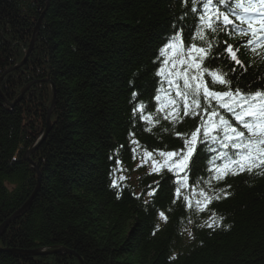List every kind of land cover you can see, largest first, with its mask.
I'll use <instances>...</instances> for the list:
<instances>
[{
    "label": "trees",
    "instance_id": "trees-1",
    "mask_svg": "<svg viewBox=\"0 0 264 264\" xmlns=\"http://www.w3.org/2000/svg\"><path fill=\"white\" fill-rule=\"evenodd\" d=\"M191 7V0H0V264H264V175L214 183L221 199L197 212L175 198L172 174L138 167L145 148H183L173 131L190 134L200 121L184 118L173 130L161 118L149 132L133 115L137 102L152 110L158 53L173 23H196ZM183 36L187 45L188 28ZM246 39L218 36L239 47L243 68L233 73L226 58L205 65L227 73L233 89L255 92L264 89V60L242 46ZM200 147L190 185L209 176ZM117 159L123 171L114 173ZM213 214L221 226L201 227Z\"/></svg>",
    "mask_w": 264,
    "mask_h": 264
},
{
    "label": "snow or ice",
    "instance_id": "snow-or-ice-1",
    "mask_svg": "<svg viewBox=\"0 0 264 264\" xmlns=\"http://www.w3.org/2000/svg\"><path fill=\"white\" fill-rule=\"evenodd\" d=\"M181 3L187 5L189 0H181ZM191 3L189 11L196 14V23L192 26L173 23L172 31L165 37L166 42L158 53L160 63L156 76L159 81L152 110L146 112L147 105L137 102L133 115L139 113L149 132L160 124L161 118L174 130L184 118L200 117L190 134L173 131V135L182 139L183 148L175 151H148L145 148L138 167L150 163V175H159L163 171L172 174L175 198H182L190 209L194 207L197 212H204L213 201L221 199L213 188L214 183L242 173L264 175V89L255 92H244L238 87L233 89L227 73L205 65L206 60L226 58L233 63V73L236 66L244 67L237 54L239 47L234 50L227 41H219L221 33L230 38L247 37L241 42L242 46L264 60V51H261L264 50V0H191ZM184 28L189 29L187 45ZM221 43L225 47L213 52ZM216 86L223 90H215ZM135 97L133 92V101ZM131 143L138 145L136 140ZM198 146H201L200 153L207 157L209 176L207 180L198 177L190 185V165ZM132 151L135 152V148ZM200 159L201 156H196L195 163ZM120 165L117 159L114 173L123 171ZM124 179L122 175L119 177V181ZM201 182L207 187H200ZM111 186L121 187L117 179L112 180ZM184 190H189L190 195ZM155 191L153 188L147 195L154 196ZM159 217L167 222L168 217L163 211L159 212ZM209 221L201 227L218 228L222 217L213 214Z\"/></svg>",
    "mask_w": 264,
    "mask_h": 264
},
{
    "label": "water",
    "instance_id": "water-1",
    "mask_svg": "<svg viewBox=\"0 0 264 264\" xmlns=\"http://www.w3.org/2000/svg\"><path fill=\"white\" fill-rule=\"evenodd\" d=\"M27 56V55H26ZM52 93H53V88H52ZM53 95H54V93H53ZM48 128H49V126H48ZM44 137V136H43ZM43 139V138H42ZM38 145V144H37ZM36 145V146H37ZM29 154H30V152H28L27 154H26V157H27V159H29ZM42 252H44V251H42ZM39 253L40 252H32V253H30L31 255H39ZM59 254H63V250H60V251H54V252H50V254L49 255H59ZM80 264H82L81 262H80Z\"/></svg>",
    "mask_w": 264,
    "mask_h": 264
},
{
    "label": "rangeland",
    "instance_id": "rangeland-1",
    "mask_svg": "<svg viewBox=\"0 0 264 264\" xmlns=\"http://www.w3.org/2000/svg\"><path fill=\"white\" fill-rule=\"evenodd\" d=\"M39 142V141H38ZM38 142H37V144H38ZM36 146V145H35Z\"/></svg>",
    "mask_w": 264,
    "mask_h": 264
}]
</instances>
